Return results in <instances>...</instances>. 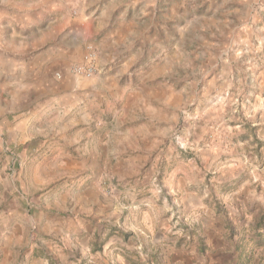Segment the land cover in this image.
<instances>
[{
	"label": "rangeland",
	"instance_id": "1",
	"mask_svg": "<svg viewBox=\"0 0 264 264\" xmlns=\"http://www.w3.org/2000/svg\"><path fill=\"white\" fill-rule=\"evenodd\" d=\"M27 7L43 11L23 36L34 43L30 56L44 50L48 56L32 99L6 104L0 117V209L18 199L23 215L44 211L45 218L48 211L34 197L54 184L51 192H60L66 174L82 176L83 169L54 166L58 157L71 161L75 154L61 145L66 129L56 125L59 110L105 114L104 127L111 128L110 120L129 107L124 124L109 131L114 163L142 149L135 135L123 142L131 149L122 145L118 152L117 134L136 131L148 103L165 113L158 141L150 134L147 160H132L129 170L123 163L108 168L116 171L107 176L112 198L100 196L122 214L124 235L115 233L113 243L128 244L130 237L156 264H264V230L255 227L264 211V0H27ZM74 34L81 42L67 49L62 40ZM5 37L13 40L10 32ZM92 52L97 72L76 75L73 66ZM29 113L37 118L23 121ZM31 133H37L35 151L21 142ZM136 180H145V197L125 198L119 190L129 193ZM22 235L24 243L48 237L33 228Z\"/></svg>",
	"mask_w": 264,
	"mask_h": 264
},
{
	"label": "crops",
	"instance_id": "2",
	"mask_svg": "<svg viewBox=\"0 0 264 264\" xmlns=\"http://www.w3.org/2000/svg\"><path fill=\"white\" fill-rule=\"evenodd\" d=\"M13 1L0 0V117L8 109L6 104L28 103L32 99L33 88L37 87L35 83L39 81L38 74L42 71L40 66L48 56L44 53L45 50L30 56L34 43L28 41L29 37H23L29 26L41 20L43 11L28 12L27 0ZM34 14L36 15L35 18L33 17ZM8 32L13 38L11 42L7 41L5 37ZM21 38H24L23 42L25 43L20 45L18 42ZM44 38L48 37L44 36L42 39ZM39 41L37 39L35 42L37 46L42 43L37 44ZM62 41H64V46L71 50L81 42L77 34ZM48 52L51 54L52 50ZM33 69H37L35 73L31 72ZM42 73L45 77L46 72ZM155 92V89L151 92L154 95L153 100L161 103L160 97L156 96ZM119 93L120 91L117 90L113 95L119 98ZM142 93H145V90ZM127 99L132 101L133 98L128 97ZM79 100L85 101L84 98H79ZM58 102L59 105L67 104L63 99ZM140 111L143 113L138 117L139 124L136 131L117 134L121 138L117 143V151H121L123 142L127 143L135 135L137 137L140 135L139 141L142 149H131V145L125 144L122 147L124 150L129 147L137 154L122 156V160L114 163L112 162L118 157L111 152L110 142L112 141L109 137V131L117 128L122 122L124 124L129 107H124L122 116L110 120L111 128L104 127L108 124V118L105 114L103 118L98 119L92 114V111L78 113V109H74L73 106L58 111L55 118L56 125L66 129V132L60 134L61 145L75 154L72 156L74 160L71 161L65 157H58L54 166L73 171L83 169L79 174L82 176L70 179L73 176L66 174L61 177L59 182V186H62L60 192H51L56 186L54 184L50 190L34 197V200L39 204L37 208L42 207L48 211L45 218H43L44 211L39 214L25 213L23 215L18 210V199L14 201L13 206L4 210L0 209V264H156L153 257L150 258L136 249L137 243H132L130 237L127 238L128 244L118 243L117 245V243H113L112 238L115 233L123 234L119 229L122 214L120 215L117 210H113L110 202L106 205L100 201L102 192L106 197L108 196L109 200L112 198L107 193V187H111V178L113 177L112 175L107 176L109 173H116V171L110 170L108 172V168H117L120 163H123L126 165L127 171L129 166L132 168V160H147L148 151L145 141L150 140L148 137L150 134H155L154 142H157L160 137L163 130L160 123L164 118V111L148 103L144 104L142 109L140 107ZM24 116L22 120H27L26 122L37 118L31 113ZM18 124H20L17 125L18 127L24 125V123ZM53 127L54 125H52ZM126 127L127 129L133 128V126L128 125ZM70 130L75 135L68 139L66 135ZM36 134L31 133L29 137L21 141H29L23 146V149L28 147L36 150L33 142ZM12 146L15 147L16 145L12 144ZM14 149L18 148L15 147ZM80 152L87 154L81 155ZM98 167L105 171L96 172ZM35 178L37 182L43 183L39 175L36 174ZM144 181H134L129 188V193L127 189L116 190H119L128 199L130 194L135 193L144 196L145 194L141 193V190L145 188L143 187ZM57 195L59 199L56 205H53V196L57 197ZM22 198L27 199L28 196L23 195ZM1 201L2 198H0V205ZM122 206L123 208L126 207ZM53 209H57V211L54 212ZM50 213L55 214L50 215ZM218 219L221 220L222 218L218 216ZM32 228L48 237H40L41 242L39 243H24L25 236L22 233L26 229ZM224 230L226 231V228ZM140 232L144 236V231L140 230ZM152 242L155 243V239ZM123 246L126 247V250L123 249ZM138 247L141 248V244ZM144 256L147 257V261H144Z\"/></svg>",
	"mask_w": 264,
	"mask_h": 264
},
{
	"label": "built area",
	"instance_id": "3",
	"mask_svg": "<svg viewBox=\"0 0 264 264\" xmlns=\"http://www.w3.org/2000/svg\"><path fill=\"white\" fill-rule=\"evenodd\" d=\"M94 53L87 55L85 60L73 66V72L76 75L93 76L97 72V65L95 63ZM58 78L62 77V73L58 72Z\"/></svg>",
	"mask_w": 264,
	"mask_h": 264
},
{
	"label": "trees",
	"instance_id": "4",
	"mask_svg": "<svg viewBox=\"0 0 264 264\" xmlns=\"http://www.w3.org/2000/svg\"><path fill=\"white\" fill-rule=\"evenodd\" d=\"M255 227L259 232L264 230V211L260 214L259 218L256 219Z\"/></svg>",
	"mask_w": 264,
	"mask_h": 264
}]
</instances>
